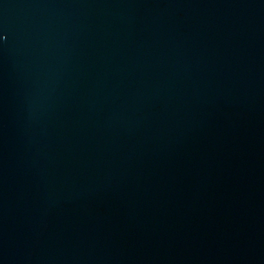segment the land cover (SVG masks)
<instances>
[{"label":"water","instance_id":"water-1","mask_svg":"<svg viewBox=\"0 0 264 264\" xmlns=\"http://www.w3.org/2000/svg\"><path fill=\"white\" fill-rule=\"evenodd\" d=\"M0 264H264V0H0Z\"/></svg>","mask_w":264,"mask_h":264}]
</instances>
